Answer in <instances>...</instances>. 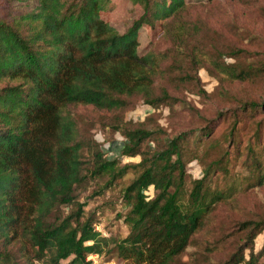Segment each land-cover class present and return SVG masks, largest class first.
<instances>
[{
    "label": "trees",
    "instance_id": "16d2710c",
    "mask_svg": "<svg viewBox=\"0 0 264 264\" xmlns=\"http://www.w3.org/2000/svg\"><path fill=\"white\" fill-rule=\"evenodd\" d=\"M130 1L142 13L120 33L99 14L110 0H0V264H88L92 253L125 264H190L182 256L217 204L264 185V97H241L205 116L179 92L159 87L168 72L161 61L178 51L182 66L194 69L185 78L208 96L198 75L207 65L190 49L137 50L143 25L168 22L189 6ZM205 44L196 39L193 47L214 61L234 58L232 81H264V56L254 62L246 49L224 53ZM137 99L152 108L183 104L201 122L173 135L149 125L151 116L130 122L124 113ZM78 105L109 115L96 121L124 137L121 155L139 160L104 157L90 134L92 119L72 109ZM223 122L227 127L214 136ZM192 161L202 165L198 178L188 172ZM130 172L121 191L128 232L112 238L95 228L101 223L85 211L78 191L103 180L91 193L100 196ZM236 231L239 240L227 255L206 264H259L262 249L255 252L254 241L264 232V217L245 219Z\"/></svg>",
    "mask_w": 264,
    "mask_h": 264
},
{
    "label": "rangeland",
    "instance_id": "374dc122",
    "mask_svg": "<svg viewBox=\"0 0 264 264\" xmlns=\"http://www.w3.org/2000/svg\"><path fill=\"white\" fill-rule=\"evenodd\" d=\"M110 1L111 8L101 11L100 17L122 33L140 16L142 8L130 0ZM185 2L189 6V11L184 15L177 13L168 22L157 21L153 26L143 25L138 33L137 50L142 54L148 51H164L175 46L190 49L197 62L207 65L206 69V66L199 67L198 75L208 96L198 95L195 84L185 78V74H193L194 69H186L182 66L184 55L178 51L161 61L168 72L166 77L158 82L159 87L167 89L169 93L179 92L180 96L194 104L205 116L212 115L216 110L234 106L236 100L241 97L249 95L264 97V81L260 80L258 83L232 81L229 71L234 68V58L225 54L223 60L214 61L208 55L200 54L199 50L193 47L197 39L206 43L204 47L214 45L224 53L231 49L242 48L250 52L249 60L256 62V59L264 56V0H185ZM189 20H198L205 27H196ZM252 52H256L257 56H251ZM72 109L81 119H92L90 134L92 139L99 143L104 157L115 158L121 164L139 160V157L121 155L120 148L123 146L124 137L111 128L105 129L103 125L106 122L96 121L98 116L109 117L103 115L104 111L81 105L72 106ZM126 109L124 113L126 120L135 123L151 116L147 120L149 125L159 124L171 135L201 122L199 116H194L180 103L175 104L174 109L168 106L152 108L141 99H137ZM226 127V122L220 123L214 130V136H218ZM214 155L215 152H212V157ZM201 170L202 165L199 161L188 164V172L192 178L200 177ZM241 173L242 169H240ZM133 176V173H128L100 196L91 193L103 180L89 182L84 189L78 191L79 200L85 202V211L95 213L102 225L101 227L99 224V230L103 229L106 235L112 238L124 237L128 232V227L123 222V214L129 206L122 198L121 191ZM145 193L149 198L153 197V187L150 186ZM262 217H264V185L248 186L232 198L217 204L206 223L195 234V241L185 250L182 260L189 259L190 264H206L211 259L224 258L239 240L240 233L236 231L238 224L245 219ZM18 246V244L14 245L12 250L17 251ZM261 249L259 264H264V232L254 241V251L258 252ZM58 264H70V262L69 259H64Z\"/></svg>",
    "mask_w": 264,
    "mask_h": 264
},
{
    "label": "built area",
    "instance_id": "2783aa9c",
    "mask_svg": "<svg viewBox=\"0 0 264 264\" xmlns=\"http://www.w3.org/2000/svg\"><path fill=\"white\" fill-rule=\"evenodd\" d=\"M95 228L99 230V225H96ZM86 260L88 261V264H122V262L117 260L116 258L104 259L102 256L96 253H92L89 256H87ZM34 264H44V263L34 261Z\"/></svg>",
    "mask_w": 264,
    "mask_h": 264
}]
</instances>
